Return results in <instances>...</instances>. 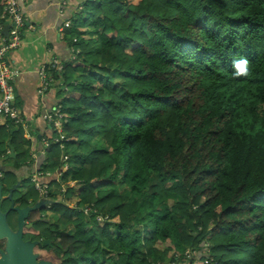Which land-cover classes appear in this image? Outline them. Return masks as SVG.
<instances>
[{
    "label": "trees",
    "instance_id": "16d2710c",
    "mask_svg": "<svg viewBox=\"0 0 264 264\" xmlns=\"http://www.w3.org/2000/svg\"><path fill=\"white\" fill-rule=\"evenodd\" d=\"M80 4L75 57L52 69L73 93L68 141L45 137L39 162L66 187L43 261L264 264V0ZM13 127L19 156L31 142Z\"/></svg>",
    "mask_w": 264,
    "mask_h": 264
},
{
    "label": "crops",
    "instance_id": "0c3cea01",
    "mask_svg": "<svg viewBox=\"0 0 264 264\" xmlns=\"http://www.w3.org/2000/svg\"><path fill=\"white\" fill-rule=\"evenodd\" d=\"M81 1L68 0L63 6L60 5V0H25L23 3L26 17L23 44L19 49L10 53L9 63L20 71V75L14 80L16 88L14 100L15 104L21 109L26 121V127H20L23 129L27 140L31 142V145H28L30 157L17 169L12 165L19 161L20 154L17 155V158H12L0 151V177L4 176L5 171H14L22 181L33 182L32 178L36 172V165L33 164L31 159L33 156H36L37 159L41 157L39 153L42 139L55 134V131L50 132V123L44 118L46 113L53 111L60 103L58 91L52 85L54 83L52 69L57 70L53 65L57 61L64 65L73 56L74 48L66 40V28L70 26H67L66 23L71 24L72 18L80 8ZM4 22L1 15L0 26ZM43 73L48 79V85L45 83ZM45 86H47L46 89ZM13 123L7 119L0 120V132H8L7 144L11 143V134L17 130V127H13ZM10 160L13 162H10ZM54 179L55 176L52 175V178L45 179L44 182L49 183ZM21 184L18 188L20 191L19 196L24 195L28 198L29 193L26 192L24 186L26 188H31V186L23 182ZM3 190L4 188L0 187V240L3 238L8 240L9 235L17 234L18 222L11 221L5 210H15L17 207H29L31 210L33 206H42V202L40 201L39 205L32 203L30 206H26L25 200H17L18 198H14V193L3 194ZM33 200L32 198L29 199L30 202ZM5 207L7 208L4 209ZM27 209L20 210V212L24 211L22 218L20 216L21 224L28 220L29 212ZM15 227L16 229H14Z\"/></svg>",
    "mask_w": 264,
    "mask_h": 264
},
{
    "label": "built area",
    "instance_id": "2783aa9c",
    "mask_svg": "<svg viewBox=\"0 0 264 264\" xmlns=\"http://www.w3.org/2000/svg\"><path fill=\"white\" fill-rule=\"evenodd\" d=\"M25 0H6L4 12L2 18L6 23L10 24L9 35L6 36L3 33V29L5 24H1L0 26V120L7 119L14 122L16 125L26 127V121L23 117L21 109L15 104V95H16V88L14 85V80L17 76L20 75V71L9 63V55L12 51L19 49L23 44V35L25 32L26 26V17L24 15L23 10V3ZM68 0H60V5L63 6L67 3ZM67 26L70 25L69 22L66 23ZM54 68H63V64L60 62L54 63ZM44 79L46 81V85L49 84L48 79L43 73ZM47 86H45V89ZM62 110L60 104L53 110L44 115V118L47 120L48 123L54 125L56 129L57 138L53 136L52 141L55 143H60L61 147L64 148V144L61 142L58 136L62 137V140L65 139L63 131L59 129V125L63 124L66 121L63 117H61ZM43 148L40 150L41 159L43 156L47 154L49 148L51 146V141L47 140L46 138L42 139ZM10 153V151H8ZM36 156L32 157L33 164L36 165V172L34 177L36 179L33 183L37 186L38 190L42 193L44 188H46L49 183L43 182L42 178L52 176L50 172H44V170L40 167V161H38ZM68 160V156H65V161ZM68 169V165L65 164L63 170L66 171ZM62 172L58 173V177L61 175ZM46 175V176H45ZM1 176V175H0ZM163 264V263H157ZM175 264V263H171Z\"/></svg>",
    "mask_w": 264,
    "mask_h": 264
},
{
    "label": "rangeland",
    "instance_id": "374dc122",
    "mask_svg": "<svg viewBox=\"0 0 264 264\" xmlns=\"http://www.w3.org/2000/svg\"><path fill=\"white\" fill-rule=\"evenodd\" d=\"M73 53H75V52H73ZM72 57H75L74 54H73ZM63 68H64V65H63ZM63 68H58V69H63ZM45 83H46V81H45ZM52 85H53V87H55V89H58V88H56L55 83H53ZM63 89L64 90H60L59 89L60 92L58 93V95H59L60 98L65 97V95L66 96L67 95H72L73 92H72V89L71 88L68 89V88L64 87ZM63 115H64V113L61 114V117H63ZM63 127H64L63 124L59 125V129L61 130V133L63 131ZM62 135L68 141V138L65 137L64 134H62ZM53 136H56V138H57V133H55ZM7 138H8V132L5 133L4 131H1L0 132V151L1 152H4V154H7V156H8V155H10V153H7V151L10 149V146L8 147V144L9 143L7 144V140H6ZM58 138H60V140H62V137L58 136ZM10 152H11V150H10ZM18 152L20 154L19 161L18 162L16 161L17 163H15V164L12 165L14 168H17V169L20 168L21 165L24 164L29 159V157H30V150H29V147L28 146L22 147L21 149L19 148L18 149ZM10 162H13V161L10 160ZM41 169L43 170V168H41ZM3 174H4V176L0 177V187H2V189L4 188V190L2 192L3 194H12V193H14V196H15L14 198H17L20 195V191H19L18 188H19V186L22 185L21 183L23 182L26 185L31 186V188H26L24 186V188L26 189V192L29 193V198L34 199L35 202L34 201L33 202L34 203H37L38 205H39V203H41L40 202L41 199L39 197L40 193H39L38 188H37V186L35 184L33 185L30 181H27V180L26 181H22L21 179H19V177H17V175L15 174L14 171H5V173H3ZM45 178L48 179V177H45ZM35 179H36V177H33L32 178V181H34ZM56 180H57V178H56ZM43 182H44V180H43ZM172 184H173V186H176L177 185L176 182H172ZM65 189H66L65 186H63L61 188H59V187L57 188V187H54L53 185H51V186H47L46 188H44V191L42 192V197L45 200L42 203V205L46 206L45 207L46 208V212H45L44 215L50 217L54 222L57 220L58 215L55 213V209H54L53 202H57L58 200H56L53 196H57L58 195L59 199L62 200L63 199V196L62 195H64V194H62V192H64ZM64 200H65V203L68 204L70 207H72V208H76L77 207V205H76V199L75 198H72V199H69V200H66L64 198ZM6 208L7 207H5L4 209H6ZM26 208H28L27 211L29 212L30 211V208L29 207H26ZM26 208H24V209H26ZM77 208L79 209L80 207H77ZM85 209L88 210L89 208L86 207ZM9 211L11 212V210H9ZM14 213L12 215L13 218H15ZM97 219L99 221H103L104 219H106V217H104L102 215H98L97 216ZM14 229H16V227ZM33 230H34V228L33 229H27V228L24 229V238H25V240H30V238L33 235ZM19 231H20V227L18 226L17 229H16V232L19 233ZM22 234H23V232H22ZM36 234H37L36 235L37 236L36 238H38L39 235H40L38 228H36ZM45 240L46 239H44L42 241L43 248H46L47 246H49V245L45 244ZM43 248H41V252L43 251ZM40 260H42V259H40ZM42 263L46 264L44 261ZM171 263H175L176 264V262H171Z\"/></svg>",
    "mask_w": 264,
    "mask_h": 264
},
{
    "label": "flooded vegetation",
    "instance_id": "af4514ba",
    "mask_svg": "<svg viewBox=\"0 0 264 264\" xmlns=\"http://www.w3.org/2000/svg\"><path fill=\"white\" fill-rule=\"evenodd\" d=\"M41 159L42 160L40 162L43 161V158H41ZM39 193H40L39 197L41 199V202L43 203L45 200L42 197V193L40 191H39ZM25 194H27V193H25ZM17 198H18L17 200H19V201L21 199L25 200L26 206H28V205L30 206L32 203L35 202L34 200H33L34 202L33 201L30 202L29 201L30 198L29 197L26 198L24 195L21 196V197L18 196ZM45 207L46 206H44V205L39 206V207H34V206L31 207V210L28 213V220H27V222L25 220V222L23 224L20 223V216H21L20 210L24 209L26 207H17L15 210L12 209L11 212L9 211L10 209L9 210L8 209L5 210V212L8 213V217L10 218L11 221L18 222L17 224H18L19 227H21V225H23V235H22L23 236V240L25 242H30V243L33 244V248H32V251H31V257H32L31 260L35 264H42V262H43V257H42L43 254L40 251V249L42 248V241L44 240V238H42V237H41V239L39 237L36 238L37 236H35V238H34V235H37L36 234V228L39 229V234L41 232H43L42 231L43 228H44L43 223L45 221H47L46 217H48V216L44 215L45 212H46V208ZM13 213L15 215V218L12 217ZM48 218H50V217H48ZM26 228L27 229H33L34 228L33 235L30 238V240H25V238H24V229H26ZM49 240L51 242L49 244V246H52V241H51V239H49ZM8 247H9V241L6 238L1 239L0 240V264H11L12 263V258H11V256L8 253ZM40 259H42V260H40Z\"/></svg>",
    "mask_w": 264,
    "mask_h": 264
},
{
    "label": "water",
    "instance_id": "95a60500",
    "mask_svg": "<svg viewBox=\"0 0 264 264\" xmlns=\"http://www.w3.org/2000/svg\"><path fill=\"white\" fill-rule=\"evenodd\" d=\"M10 30V24L6 23L3 29V33L8 36ZM40 137V136H39ZM10 146V156L12 158H17L16 150L12 146L11 143H9ZM41 155V153H39ZM23 212H21V218H22ZM32 226V225H31ZM23 225L20 227V231L17 234H13L12 236L9 235L8 241H9V247H8V253L12 258L11 264H35L31 260V251L33 248L32 243L25 242L23 240ZM15 237V238H14ZM51 242L50 240L46 239L45 244L49 245ZM44 264V263H42Z\"/></svg>",
    "mask_w": 264,
    "mask_h": 264
},
{
    "label": "snow or ice",
    "instance_id": "6c2138e0",
    "mask_svg": "<svg viewBox=\"0 0 264 264\" xmlns=\"http://www.w3.org/2000/svg\"><path fill=\"white\" fill-rule=\"evenodd\" d=\"M242 67V66H241Z\"/></svg>",
    "mask_w": 264,
    "mask_h": 264
}]
</instances>
